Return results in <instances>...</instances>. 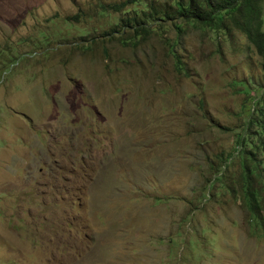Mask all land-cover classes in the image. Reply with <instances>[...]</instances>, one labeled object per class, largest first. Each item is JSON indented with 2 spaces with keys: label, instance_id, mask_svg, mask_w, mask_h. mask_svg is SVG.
<instances>
[{
  "label": "rangeland",
  "instance_id": "obj_1",
  "mask_svg": "<svg viewBox=\"0 0 264 264\" xmlns=\"http://www.w3.org/2000/svg\"><path fill=\"white\" fill-rule=\"evenodd\" d=\"M118 1L0 0V264H264L228 157L263 59L169 21L123 45Z\"/></svg>",
  "mask_w": 264,
  "mask_h": 264
},
{
  "label": "trees",
  "instance_id": "obj_2",
  "mask_svg": "<svg viewBox=\"0 0 264 264\" xmlns=\"http://www.w3.org/2000/svg\"><path fill=\"white\" fill-rule=\"evenodd\" d=\"M263 4L264 0H167L165 3L124 0L100 5L97 14H119L118 21L109 27L107 34L116 33V29L121 30L124 37L119 38L120 42L127 46L138 45L139 37L147 40L151 32L161 28L165 21L171 22L178 30H183L180 24L201 28L223 36L225 41L231 39L230 35L234 31H240L246 34L263 59L264 70ZM69 18L66 17L64 22H67L66 26H73ZM117 24L120 28L116 27ZM59 30L62 41L63 31ZM45 39L48 41L47 36ZM175 65L177 70L183 68L180 59H177ZM249 99L250 106L245 109V130L236 133L237 145L228 157L233 154L240 164L239 177L232 182V192L237 194L241 188L243 204L249 210L251 221L261 226L264 221V93L250 96ZM221 167L219 165L218 170ZM225 177L224 170L220 173L216 171L211 183L217 181L222 185Z\"/></svg>",
  "mask_w": 264,
  "mask_h": 264
}]
</instances>
